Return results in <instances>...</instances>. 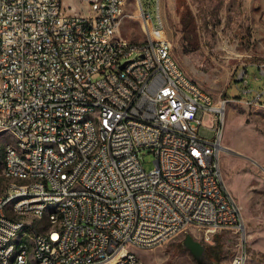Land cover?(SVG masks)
Masks as SVG:
<instances>
[{"label":"built area","instance_id":"1","mask_svg":"<svg viewBox=\"0 0 264 264\" xmlns=\"http://www.w3.org/2000/svg\"><path fill=\"white\" fill-rule=\"evenodd\" d=\"M68 1L74 0H0L6 104L0 128L12 126L22 146L38 143L30 151L34 165L23 166L11 153L2 172L44 175L35 188L0 194L2 263L16 248L6 247V239L26 226L24 236L37 240L39 264H147L128 259L127 250L157 247L192 227L209 243L231 233V264H247L245 221L221 167L228 101L216 102L196 82H185L165 34L161 0L156 19L135 0L144 42L121 34L130 0H79L86 13ZM257 66L264 74V64ZM247 68L238 75L245 85ZM252 102L264 106V88ZM95 113L105 116L104 149H97L93 124H82ZM205 120L215 131L212 140L200 136ZM49 143L61 144L64 156ZM144 152L155 157L149 172ZM62 165L69 173L56 180ZM74 190H93V197L75 198ZM25 191L33 192V200L18 205L26 220L12 221L2 214L5 198ZM53 200L63 201L53 218L65 219V227L38 234L28 214ZM51 240H59L57 252H50Z\"/></svg>","mask_w":264,"mask_h":264},{"label":"rangeland","instance_id":"2","mask_svg":"<svg viewBox=\"0 0 264 264\" xmlns=\"http://www.w3.org/2000/svg\"><path fill=\"white\" fill-rule=\"evenodd\" d=\"M68 2L74 10L86 13L83 1ZM141 3L156 19V0ZM161 7L175 60L216 102L228 101L221 158L223 179L242 210L249 247L247 264H264V109L246 99L254 98L264 88V74L257 66L264 64V0H161ZM138 11L135 0H130L121 34L131 41L144 42ZM244 68L248 85L238 81ZM245 88L251 93L245 94ZM209 125L205 120L200 136L212 140L215 131ZM12 142V133L0 135V194L8 184L2 174L4 147ZM143 163L147 172L152 170L154 155L146 153ZM217 237L225 241L226 254L220 262L210 253ZM190 238L207 251L209 263L231 264L235 237L224 231L209 243L204 232L195 227L162 245L133 252L147 264H198L187 243Z\"/></svg>","mask_w":264,"mask_h":264},{"label":"bare ground","instance_id":"3","mask_svg":"<svg viewBox=\"0 0 264 264\" xmlns=\"http://www.w3.org/2000/svg\"><path fill=\"white\" fill-rule=\"evenodd\" d=\"M185 82L188 84H195L191 78L185 75ZM0 88H5L4 75H0ZM264 109V106H259ZM6 114V104L2 102V94L0 91V118ZM82 124H93V139L97 143V149H104L107 147V139L104 136L105 132V116L102 113H95V115H84L82 117ZM10 132L14 136V142L6 144L4 147V166H9L11 162V153L18 156V161L22 162L23 166L34 165V157L30 151H38V143H30L29 146H22V135L14 130L12 126H2L0 128V135ZM49 150L55 153L56 156H64V148L61 144L49 143ZM69 173V165H62V171L56 173V180H63L67 178ZM3 176L8 180V184L4 194L19 190H29L39 185V182H44V175H37L33 178L30 174H21L20 171L2 172ZM75 198L93 197V190H74ZM33 200V192L25 191L15 195H10L5 198L4 206L2 207V214L9 215L12 221L26 220V213L18 208L19 204H24ZM63 208L62 200H53L44 202L42 210L39 213L28 214L27 224H34L35 231L38 234L58 233V230L65 227V219L53 218V215H60V209ZM44 228V230H41ZM26 226H18L16 236L6 239V247H13L16 243V248L11 250L10 255L7 256V264H39L37 262L38 249L37 240L34 237H26ZM59 247V240L50 241V252H57ZM128 259H140L133 250H127ZM0 264H3L0 260Z\"/></svg>","mask_w":264,"mask_h":264},{"label":"trees","instance_id":"4","mask_svg":"<svg viewBox=\"0 0 264 264\" xmlns=\"http://www.w3.org/2000/svg\"><path fill=\"white\" fill-rule=\"evenodd\" d=\"M242 100L244 98H241ZM246 99L252 100L253 98H251L250 96ZM216 244L214 246L211 247V256L213 258H215L218 262H220L224 257H225V241L223 239H221L220 237H217L216 239ZM205 255L207 260L209 259V257L207 256V251L205 250ZM210 260V259H209Z\"/></svg>","mask_w":264,"mask_h":264},{"label":"water","instance_id":"5","mask_svg":"<svg viewBox=\"0 0 264 264\" xmlns=\"http://www.w3.org/2000/svg\"><path fill=\"white\" fill-rule=\"evenodd\" d=\"M187 243H188L189 248L194 253L198 261V264H211L206 259L205 249L203 248L202 245H200L199 243L193 242L191 238L188 239Z\"/></svg>","mask_w":264,"mask_h":264}]
</instances>
